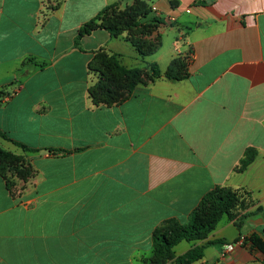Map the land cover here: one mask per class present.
<instances>
[{"label": "crops", "instance_id": "obj_1", "mask_svg": "<svg viewBox=\"0 0 264 264\" xmlns=\"http://www.w3.org/2000/svg\"><path fill=\"white\" fill-rule=\"evenodd\" d=\"M137 1L153 53L102 28L76 46L105 8ZM100 51L149 80L120 104H96ZM152 64L175 79L153 77ZM1 140L30 172L0 173V264H139L157 229L187 224L218 188L245 189L250 211L264 208V0H0ZM245 222L246 233L224 217L174 252L264 235V213ZM224 246L194 264H263L260 252Z\"/></svg>", "mask_w": 264, "mask_h": 264}, {"label": "trees", "instance_id": "obj_2", "mask_svg": "<svg viewBox=\"0 0 264 264\" xmlns=\"http://www.w3.org/2000/svg\"><path fill=\"white\" fill-rule=\"evenodd\" d=\"M147 12V6L140 1L126 7L124 10L116 8L115 5L109 6L80 28L75 44L80 47L79 44L82 38L98 28L105 29L112 35L118 36L124 31L131 34L143 27H151V25H143L140 22V18L145 16ZM131 41L143 57L153 53L159 46L157 42H140L137 38L131 39ZM94 64L98 81L90 88V94L96 104H120L129 98L136 85L144 82L140 78L141 71L139 69L123 68L118 64L116 57L109 56L107 53L98 52ZM150 69L153 77L165 76L169 79H175L169 72L163 75L156 64L150 65ZM1 135L4 139L12 141L6 135ZM12 143L21 147L24 151H33V149L16 141H12ZM11 157L10 153L0 147V173L6 176L9 181L11 180L9 177L11 174L3 167L7 164L6 160H10ZM249 164L250 159L244 161L240 170H246ZM27 168L28 171H24V173H20L22 171V168H20L15 175L25 178L30 172L28 166ZM255 205L256 201L253 199L252 193L245 189L218 188L206 194L198 209L191 214L187 224L170 222L168 226L154 232L153 255L148 260V264H167L168 262L172 264H194L202 260L207 246L228 243L220 240L207 241L203 245H195L179 256H176L174 248L183 241L195 244L206 241L224 217H228L240 228L247 218L264 213L262 206H258L255 211H250ZM237 208L244 212L240 213ZM234 242H237V240ZM243 247L247 248L251 254L260 252L264 255V235L255 233L250 235L243 243Z\"/></svg>", "mask_w": 264, "mask_h": 264}, {"label": "rangeland", "instance_id": "obj_3", "mask_svg": "<svg viewBox=\"0 0 264 264\" xmlns=\"http://www.w3.org/2000/svg\"><path fill=\"white\" fill-rule=\"evenodd\" d=\"M125 9V8H124ZM121 9V10H124ZM152 35V28L151 27H143L139 30L133 31V33H129L128 34V38L130 37L131 39L137 38L138 41H150L153 42L155 41L156 38H154L153 40H149V36ZM141 71L140 74V78L144 81L147 82L150 78L148 71L146 70V68L144 69H139ZM0 147L1 149H3L4 151L8 152L11 154V158L10 160H6L7 164L6 166L3 167L4 170H8L10 172V179L15 181V177H16V173L18 172V170L20 168H22V171L20 173H24V171H28V168L25 164V162L23 161V158L21 156H19L17 153L14 152V147L8 143V142H3L2 140L0 141ZM24 162V163H23ZM237 211H240V213H243L244 211L241 210L240 208H237ZM249 222H245L244 225H242V232L246 233L248 232L249 229ZM230 234L232 233H236V230L233 227L229 228ZM240 239H237V242H232L231 244H235V247L237 245L241 246L240 244ZM246 241V240H245ZM243 241V243L245 242ZM243 245V244H242ZM238 246V247H239ZM233 252V251H232ZM153 255V254H152ZM259 257H262L261 255H258ZM152 257V256H151ZM150 256L148 257H142L141 259L138 258V263L139 264H148V260L151 258ZM167 264H172L171 262H168ZM254 264H259V263H254Z\"/></svg>", "mask_w": 264, "mask_h": 264}, {"label": "built area", "instance_id": "obj_4", "mask_svg": "<svg viewBox=\"0 0 264 264\" xmlns=\"http://www.w3.org/2000/svg\"><path fill=\"white\" fill-rule=\"evenodd\" d=\"M171 20H174V19H171ZM243 241H245L244 237L240 239V244H243ZM235 248V244H231V243H228V244H225L224 246V251L226 253H231Z\"/></svg>", "mask_w": 264, "mask_h": 264}]
</instances>
